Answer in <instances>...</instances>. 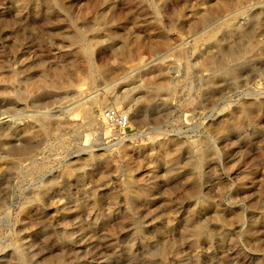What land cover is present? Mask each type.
<instances>
[{
	"label": "rangeland",
	"instance_id": "obj_1",
	"mask_svg": "<svg viewBox=\"0 0 264 264\" xmlns=\"http://www.w3.org/2000/svg\"><path fill=\"white\" fill-rule=\"evenodd\" d=\"M0 116V264H264V0H0Z\"/></svg>",
	"mask_w": 264,
	"mask_h": 264
},
{
	"label": "bare ground",
	"instance_id": "obj_2",
	"mask_svg": "<svg viewBox=\"0 0 264 264\" xmlns=\"http://www.w3.org/2000/svg\"><path fill=\"white\" fill-rule=\"evenodd\" d=\"M16 11V10H15ZM228 17V16H227ZM223 20V19H222ZM212 25V24H211ZM56 32V31H55ZM77 33V32H76ZM28 34V33H27ZM195 34V33H194ZM77 37V36H76ZM193 37V36H192ZM80 38V37H79ZM194 40V39H193ZM85 41V40H84ZM171 50V49H170ZM155 59V58H154ZM74 79V78H73ZM78 79V78H77ZM138 88V87H137ZM105 89V88H104ZM39 111V110H38ZM1 117V116H0ZM4 117V116H3ZM55 117V116H54ZM13 119V118H12ZM21 158V157H20ZM6 180V178H5ZM192 234V236L197 238H201V236L203 235V231L204 228L198 223V222H192L190 225V230H189ZM150 247V246H149ZM162 248V247H161ZM152 252L149 254L148 260H146V263L144 264H154V262L152 261V258L156 257H161L163 258V256L165 255V251L163 249H157V250H151ZM164 254V255H163ZM144 256V255H143ZM155 259V258H154ZM144 262V261H143ZM157 263V262H156ZM143 264V263H142Z\"/></svg>",
	"mask_w": 264,
	"mask_h": 264
},
{
	"label": "built area",
	"instance_id": "obj_3",
	"mask_svg": "<svg viewBox=\"0 0 264 264\" xmlns=\"http://www.w3.org/2000/svg\"><path fill=\"white\" fill-rule=\"evenodd\" d=\"M107 116H108L109 118L111 117V115H109V114H108ZM123 122H124V121H122V124H123Z\"/></svg>",
	"mask_w": 264,
	"mask_h": 264
}]
</instances>
